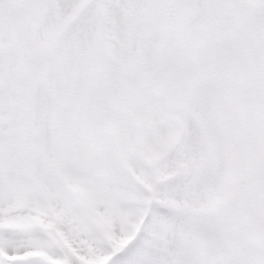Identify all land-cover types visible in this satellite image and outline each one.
<instances>
[{"label":"rangeland","instance_id":"1","mask_svg":"<svg viewBox=\"0 0 264 264\" xmlns=\"http://www.w3.org/2000/svg\"><path fill=\"white\" fill-rule=\"evenodd\" d=\"M159 1L0 0V264H264V0Z\"/></svg>","mask_w":264,"mask_h":264},{"label":"bare ground","instance_id":"2","mask_svg":"<svg viewBox=\"0 0 264 264\" xmlns=\"http://www.w3.org/2000/svg\"><path fill=\"white\" fill-rule=\"evenodd\" d=\"M156 10H158L163 16H167V15H171L174 13L178 12V8H177V4L174 2H167L166 0H162L156 3ZM228 179L226 178L224 181H227ZM227 183V182H226ZM217 191V189H216ZM218 191L220 193H222L223 196L228 194V190L224 187L222 190H220L218 188ZM220 203H223V200L221 201H214L213 205H212V209L214 211L218 210V207L221 206ZM225 203V202H224ZM212 236V235H211ZM216 238H219V240H217ZM221 245H226V236H223L218 230H216V232L213 233V237H212V241L210 242V254H214L216 252H218L217 250L219 249L220 251L223 250V248H221ZM229 254H230V250L228 248V246H224V264H229ZM212 264H215V262L213 261Z\"/></svg>","mask_w":264,"mask_h":264},{"label":"water","instance_id":"3","mask_svg":"<svg viewBox=\"0 0 264 264\" xmlns=\"http://www.w3.org/2000/svg\"><path fill=\"white\" fill-rule=\"evenodd\" d=\"M193 30L196 32V30H197V27H194V28H193Z\"/></svg>","mask_w":264,"mask_h":264}]
</instances>
